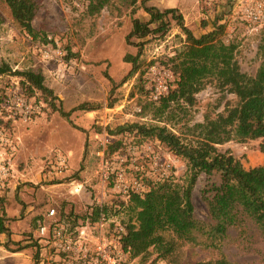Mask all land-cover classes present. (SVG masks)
I'll return each mask as SVG.
<instances>
[{"label":"rangeland","instance_id":"1","mask_svg":"<svg viewBox=\"0 0 264 264\" xmlns=\"http://www.w3.org/2000/svg\"><path fill=\"white\" fill-rule=\"evenodd\" d=\"M36 1L38 9L33 25L39 35L34 37L13 18L6 1L0 0V61H8L15 69L42 72L46 84L59 98L56 103L67 111L74 109L70 115L73 124L53 111L40 92L36 97L43 103L42 111L27 122L12 117L0 103V126L9 129L18 143L9 175L0 182V213L8 227L6 233L0 234V264H74V252L67 253L58 247L56 228L71 235L73 242L81 230L86 241L92 243L104 236L113 240L116 225L124 226L128 219L119 203L127 200L129 192H144L150 181L169 176L183 182L187 162L156 138L109 132L125 123L151 120V114L142 111L144 101L151 96L150 69L153 65L158 66L157 70L164 66L159 61L151 64L143 76L142 88L138 74L127 78L132 63L124 60L127 53L138 51L136 45L127 43L126 35L133 18H149L142 4L144 0H109L95 14L87 11L89 0ZM144 2L168 8L166 0ZM239 2L211 0L214 11L205 15L226 21V37L238 42L237 57L242 69L255 74L262 61L264 20L247 21ZM187 14L192 18L190 21L202 23L204 16L194 9ZM194 33L200 34L195 30ZM180 34L184 36L172 21L166 37L149 38L142 57L149 62L173 53L180 45ZM19 79L14 75L1 76L0 92L18 87ZM197 96L196 105L176 125L177 130L183 129L187 119L202 121L207 112L215 114L223 110L227 99L233 98L213 84H208ZM82 103L93 108L75 109ZM258 143L259 140H231L219 147L231 149L250 168L264 163V152ZM112 148L116 150L110 153ZM57 152L68 157L69 169L64 174L49 175L47 167ZM210 181L219 182V174L211 177L201 174L193 190L195 215L202 220H210L202 193ZM96 204L114 205L117 214L104 223L84 220ZM52 208L56 211L50 216ZM43 224L48 228L45 235L39 232ZM222 254L236 264H264V236L256 229L231 228L218 247L187 243L168 259H156V252L146 258H132L125 252L124 259L127 264H196ZM111 257L118 259L115 253Z\"/></svg>","mask_w":264,"mask_h":264},{"label":"trees","instance_id":"2","mask_svg":"<svg viewBox=\"0 0 264 264\" xmlns=\"http://www.w3.org/2000/svg\"><path fill=\"white\" fill-rule=\"evenodd\" d=\"M13 18L30 35L39 32L33 25L38 3L36 0H5ZM109 0H89L87 11L95 14ZM145 1V0H144ZM142 1L148 19L133 18L126 35L128 44L136 45V54L127 53L124 60L132 63L127 78L138 74L143 88L144 75L157 61L174 75L169 92L159 100L146 99L142 111L151 114L149 122H131L117 126L110 133L128 132L146 139L153 137L170 147L187 162L185 180L175 176L150 181L144 192L130 191L127 200L119 204L128 214L122 244L132 258H146L156 252V259L175 256L187 243L218 247L231 228L258 230L264 236V163L246 168L231 149L219 146L231 140L249 142L259 140L258 148L264 152V45L262 61L255 74L242 69L237 57L238 42L226 37V21L216 17L212 30L195 34L185 23L184 16L175 7L160 9ZM172 21L180 28V45L173 53L164 54L149 62L142 57L143 47L151 36L164 38ZM48 36V35H47ZM45 36V38L47 37ZM71 55V54H70ZM18 76V88L32 99L40 92L53 111H58L71 124V111L60 104L53 88L46 84L45 75L31 68H14L8 61H0V77ZM108 78L115 83L112 77ZM213 84L227 99L223 110L207 112L202 121L187 119L183 129L176 125L196 105L198 93ZM133 95V93H132ZM37 101V97L34 98ZM33 99V100H34ZM39 99V98H38ZM90 109L85 103L75 109ZM6 110L5 108H3ZM8 113V112H7ZM116 148H112L110 153ZM219 174L220 181H210L202 193L208 204L210 220L195 215L193 190L201 176ZM117 214L114 205H93L84 220L98 222L104 216ZM3 213H0V234L6 233ZM196 264H236L225 254L216 259Z\"/></svg>","mask_w":264,"mask_h":264},{"label":"built area","instance_id":"3","mask_svg":"<svg viewBox=\"0 0 264 264\" xmlns=\"http://www.w3.org/2000/svg\"><path fill=\"white\" fill-rule=\"evenodd\" d=\"M239 3H241L243 17L247 21L256 23L264 20V0H240ZM157 67L153 65L150 69L153 82L150 99L155 101L169 92L174 77L170 69L164 67V69L157 70ZM0 103L10 112L12 117H19L26 122L31 120L33 115L40 113L43 108V103L27 98L18 87L8 89L3 93L0 92ZM17 146L18 143L13 133L0 126V182L9 175L11 159L17 150ZM47 168L49 175L64 174L69 169L68 157L57 152L54 160H51ZM55 211V208L50 209L48 215H54ZM106 220L107 218L103 216L100 223H104ZM39 232L41 235H45L48 232L47 226L45 224L40 225ZM55 233L59 240L58 247L67 253L74 252V264H127L124 259L125 250L122 244L125 226L121 224L116 225L113 240L106 239L104 236L95 239L93 243L86 241L83 235L84 230L80 231L77 239L74 238V242L71 235L59 228H56ZM112 253L118 255L117 260L116 257H111Z\"/></svg>","mask_w":264,"mask_h":264},{"label":"crops","instance_id":"4","mask_svg":"<svg viewBox=\"0 0 264 264\" xmlns=\"http://www.w3.org/2000/svg\"><path fill=\"white\" fill-rule=\"evenodd\" d=\"M166 5L167 7H179L180 10L183 12L184 17L186 18V25L190 27L193 31L195 30L196 32L201 33L208 30H212L215 27L214 21L216 18L211 16L212 18L209 19V16L205 15V13L207 12H209L211 15V13L214 11L211 8V0H203L202 2H200V0H181L180 2H177L175 0H166ZM192 9H194L197 14L204 16L201 21L202 23L190 21L192 18L190 19V16L187 13H189V11H192ZM216 13H218V9ZM27 212H30V210L28 209Z\"/></svg>","mask_w":264,"mask_h":264}]
</instances>
